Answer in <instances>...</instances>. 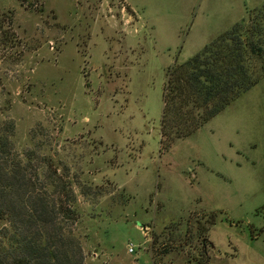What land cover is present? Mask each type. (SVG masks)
I'll return each mask as SVG.
<instances>
[{
  "label": "rangeland",
  "instance_id": "374dc122",
  "mask_svg": "<svg viewBox=\"0 0 264 264\" xmlns=\"http://www.w3.org/2000/svg\"><path fill=\"white\" fill-rule=\"evenodd\" d=\"M263 4L0 0V123H15L37 187L50 168L72 184L87 264H200L197 220L212 214L209 264H264L262 73L192 136L161 144L170 68Z\"/></svg>",
  "mask_w": 264,
  "mask_h": 264
},
{
  "label": "trees",
  "instance_id": "16d2710c",
  "mask_svg": "<svg viewBox=\"0 0 264 264\" xmlns=\"http://www.w3.org/2000/svg\"><path fill=\"white\" fill-rule=\"evenodd\" d=\"M0 33L1 48L9 41L3 26ZM259 71L264 76V4L194 57L170 68L163 94V149L192 136L257 85ZM15 134L14 122L0 123V264H87L75 232L79 216L72 209L77 202L72 184L50 168L37 187L39 173L29 176L30 167L15 154ZM208 217L203 225L197 220L205 258L200 264L210 263L213 248L206 234L215 218Z\"/></svg>",
  "mask_w": 264,
  "mask_h": 264
},
{
  "label": "built area",
  "instance_id": "2783aa9c",
  "mask_svg": "<svg viewBox=\"0 0 264 264\" xmlns=\"http://www.w3.org/2000/svg\"><path fill=\"white\" fill-rule=\"evenodd\" d=\"M131 252H133V249H131Z\"/></svg>",
  "mask_w": 264,
  "mask_h": 264
}]
</instances>
